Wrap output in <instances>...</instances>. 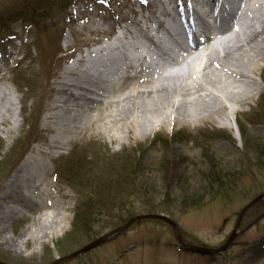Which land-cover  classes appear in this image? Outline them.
I'll use <instances>...</instances> for the list:
<instances>
[{
  "label": "rangeland",
  "instance_id": "374dc122",
  "mask_svg": "<svg viewBox=\"0 0 264 264\" xmlns=\"http://www.w3.org/2000/svg\"><path fill=\"white\" fill-rule=\"evenodd\" d=\"M44 1H47V8H50V13L55 18L43 22L42 26L48 28L47 32L55 31L48 35L38 34L33 24L15 21L10 30H7V25L5 31L0 33V54L4 56L8 67L4 79L0 80V96L12 102L11 112L6 113L12 125L7 127L0 123V195L3 186L33 151L34 146H42L48 136L42 124V118L48 112L53 97L48 88L62 72L63 65L76 52H81L83 46H89L96 39H103L110 30L113 33L118 28L132 31L126 41L147 45L143 28L154 30V26L146 21L153 19L154 11L159 13L161 10L156 0H77L79 4L65 11L58 10L61 7L58 4L62 0ZM172 1H179L181 5L183 0ZM35 2L36 0H0V14L15 10L20 4L30 5ZM238 3L244 10L247 9L243 24L237 30L240 34L247 32L249 24L257 25V20L264 14V0H238ZM139 16L146 19L145 22ZM165 21L172 23V20ZM159 37L168 43L174 41L165 33ZM222 38H217L218 42H212L210 48H217L215 59L224 61L227 48L224 49ZM58 39H61L59 43L64 52L59 57L54 54ZM140 53H145V49ZM132 54L139 56L136 50ZM9 59L17 62L10 71ZM206 60L207 58L201 57L174 62L167 71L180 72L185 80H194V77L188 78L189 75L193 71L199 76ZM19 72L24 74L25 81L21 80ZM14 73L18 74V81L26 83L23 88L26 97L14 83ZM221 75L224 74L221 72ZM249 75L260 84V91L248 99L246 104L236 106L238 114L227 112L231 119L235 115L237 117L236 121L233 120V129L220 126L208 118L165 123L143 138L131 134L130 139L124 140L122 145L111 142L102 135L88 132L75 139V143L61 151V156L52 159V170L46 176L50 185L49 200L58 194L63 204L70 206L65 211L70 218L68 226L65 230L58 227L49 237L43 238L42 243L37 244L36 238L42 236L45 230H42L37 220V225L33 223V217L24 215L13 223H6L5 236L12 237L16 244H2L0 235V262L264 264V216L254 222L264 213V197L241 214L242 208L255 195L264 192V118L260 115L264 103V62ZM206 76L213 77L212 72ZM202 81L207 83L205 78ZM22 102L26 104L28 116H34L28 118L29 128L21 119ZM245 122L249 124L246 126ZM242 125L247 130L244 138L239 132ZM33 136L37 142L29 147L21 161L18 160ZM75 150L80 152L82 161L67 179L60 172L61 164ZM122 156H126L130 169L124 168L115 173L113 169L123 163L120 160ZM109 169L108 174H101ZM112 174L122 175L130 184L118 189L108 187L104 179ZM212 176L219 178L223 184L213 182ZM79 200L82 202L81 209L90 201L88 210L95 221L84 227L73 228L75 215L79 212ZM181 201L187 204L189 202L190 206L182 208ZM111 206L113 215L105 210ZM150 211L164 214L173 220L183 243L191 242L194 246L205 248L221 246L234 231L240 215L241 217L233 243L219 255H207L191 247L188 248L193 252L188 253L181 249L166 222L143 218L135 220L132 225L98 246L78 256L67 257L112 231L119 217L128 213L143 215ZM37 214L36 211L35 216ZM23 230L30 237L27 243L25 237L20 235Z\"/></svg>",
  "mask_w": 264,
  "mask_h": 264
},
{
  "label": "bare ground",
  "instance_id": "6f19581e",
  "mask_svg": "<svg viewBox=\"0 0 264 264\" xmlns=\"http://www.w3.org/2000/svg\"><path fill=\"white\" fill-rule=\"evenodd\" d=\"M211 3L216 5V0H211ZM176 7H179L177 3ZM238 11L242 8L239 7ZM245 12L246 8L240 13L239 23L218 32L217 37H223L224 49L227 48L224 61L215 59L214 54L218 51L210 48L212 42L209 38L191 46L189 52L180 46L185 56L207 58L199 76L193 71L189 75L188 78L194 77V80H185L180 72L170 73L168 65H160L157 59L150 57V53L132 58L130 51H140L142 47L139 42L120 44L122 58L109 48L107 52L100 51V55L90 62V67L84 65V56L65 66L48 88L53 97L48 112L42 118L48 136L42 146L26 156L1 191V243L6 246L16 244L12 237L5 236L6 223H13L24 215L33 217V223L37 225V220L45 230L36 238L37 244L58 227L65 230L70 221L65 211L70 206H65L58 194L48 202L46 197L50 194V185L45 177L53 167L54 154L75 143L74 140L85 132L102 135L122 145L131 134L143 138L158 126L176 121L209 118L220 126L233 129V120L236 121L237 117L235 115L231 119L227 112L238 114L236 106L246 104L248 99L259 93L260 84L249 73H254L264 62V14L257 20V25L249 24L247 32L239 34L237 30L243 24ZM157 23L169 35L164 22ZM125 31L131 35L129 29ZM144 36L162 52V40H154L148 32ZM182 42L185 43V39ZM176 59L172 57L170 62ZM209 72L213 77L206 76ZM131 80L135 85L129 86ZM192 104L195 107H189ZM11 107L12 102L0 96V123L7 127L12 125L6 116ZM9 133L10 129L7 130ZM20 235L25 237L26 243L29 241L25 230Z\"/></svg>",
  "mask_w": 264,
  "mask_h": 264
},
{
  "label": "trees",
  "instance_id": "16d2710c",
  "mask_svg": "<svg viewBox=\"0 0 264 264\" xmlns=\"http://www.w3.org/2000/svg\"><path fill=\"white\" fill-rule=\"evenodd\" d=\"M73 1H75V0H62V1H60V3L58 5L62 6L64 9L65 6L71 5L73 3ZM47 5H48L47 1L36 0V2L33 4L32 3L30 5L20 4V6L16 7L15 10H8V13L6 12L4 14H0V33H3L5 31L7 25H8L7 30H10V24L14 21V19H20L22 21H27L29 24H33V23L37 24V23H39V21L41 19L47 20V18H51L52 17L51 14L48 15L50 12V8H47ZM57 45H58V42H56V46ZM260 110H261L260 115H261V117L264 118V103H263L262 108ZM31 117H33V116H31ZM24 120H25L24 121L25 126L28 125V128H29L28 121L26 120V118ZM239 129H240L239 130L240 135L242 136V138H244L246 136V133H247L245 126L242 125L241 127H239ZM174 138H175V136L173 135V140H175ZM79 153L80 152L78 150L73 151L72 154L70 155V157L66 160V162L65 163H64V161L62 162L60 172L66 178L70 177V175L72 174L74 169H76V165L77 164L79 165V163L82 161V159L79 156ZM120 160L123 163L113 169V171L115 173L124 169V168H126V170L130 169L128 162H126L127 161L126 156L120 157ZM78 169H79V166H78ZM110 170L111 169L105 170L101 174L102 175L106 174V173L108 174L110 172ZM129 176H130V173H129ZM104 181L107 182L108 187L109 186L110 187H116L117 189L121 188L122 185L130 184V182L127 180H124V178L120 174H112V175H110V177L106 176ZM212 181L216 182V184L220 185L218 183V182H220L219 178L213 177ZM220 183H222V182H220ZM84 184H86V186H87V183H84ZM109 184H111V185H109ZM224 184H226V183H224ZM140 190H141V188L138 189V191H140ZM89 203H90V201L86 202L81 209L80 207H81L82 202H80V200H79L78 206H77L79 209V212L77 211V213L75 215L73 228H75V227L78 228V226L84 227V226L88 225V223H93L95 221V219L92 217V214L89 213V210H88ZM187 206L189 207L190 203L188 202V204H187L183 201L182 202V208H188ZM151 207H153V205H151ZM154 209H156V208L154 207ZM105 210L107 213L112 212V215L114 213V211H112L113 206H111ZM147 212H149V211H147ZM150 213H153V212L150 211ZM134 215H135V213H128L126 216L119 217L117 222H116L115 227L125 224ZM180 247L182 250H184L188 253L193 252V250H191L187 247H184V246H180Z\"/></svg>",
  "mask_w": 264,
  "mask_h": 264
},
{
  "label": "water",
  "instance_id": "95a60500",
  "mask_svg": "<svg viewBox=\"0 0 264 264\" xmlns=\"http://www.w3.org/2000/svg\"><path fill=\"white\" fill-rule=\"evenodd\" d=\"M262 197H264V192L261 193L260 195H258L257 197H255L253 200H251L242 210H241V214L248 208L250 207L252 204H254L255 202H257L258 200L262 199ZM240 217L239 216L236 225H235V229L232 232V234L230 235V237L227 239V241L219 248H205V247H198V246H193V245H188L189 247L196 249L198 251H201L202 253H206V254H212V253H220L222 251H224L228 245L230 244L231 240L234 238L235 236V231L237 229V226L239 224L240 221ZM143 218H153V219H160L165 221L166 223H168L170 225V227L172 228L177 240L181 243H183L182 238L178 232V227L177 224L171 220L169 217L163 215V214H154V213H148V214H143V215H137L134 216L133 218H131L126 224L119 226L117 228H115L114 230H112L111 232H109L108 234H106L105 236L99 238L98 240L94 241L93 243L89 244L88 246L82 248L81 250H78L75 253H72L70 255H68L67 257H74L80 253H83L87 250H90L96 246H98L99 244L103 243L104 241H106L110 236L114 235L115 233L123 230L124 228L128 227L133 221L137 220V219H143ZM0 264H6L4 262H0Z\"/></svg>",
  "mask_w": 264,
  "mask_h": 264
}]
</instances>
